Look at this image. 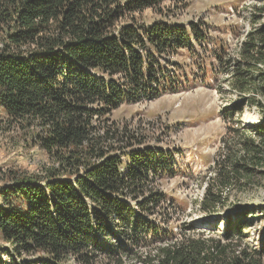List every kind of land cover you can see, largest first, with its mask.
I'll use <instances>...</instances> for the list:
<instances>
[{
  "label": "trees",
  "instance_id": "trees-1",
  "mask_svg": "<svg viewBox=\"0 0 264 264\" xmlns=\"http://www.w3.org/2000/svg\"><path fill=\"white\" fill-rule=\"evenodd\" d=\"M168 2L0 0V109L50 162L0 187V264H262L241 245L248 211L226 207L264 178V23L240 43L230 82L263 118L221 137L196 202L205 216L224 212L225 243L188 235L192 225L175 237L154 188L174 173L173 155L133 148L112 117L189 83L171 58L203 42L204 25L141 20Z\"/></svg>",
  "mask_w": 264,
  "mask_h": 264
},
{
  "label": "rangeland",
  "instance_id": "rangeland-1",
  "mask_svg": "<svg viewBox=\"0 0 264 264\" xmlns=\"http://www.w3.org/2000/svg\"><path fill=\"white\" fill-rule=\"evenodd\" d=\"M263 2L174 0L165 3L159 12L147 10L141 15L147 24L204 25L205 40L194 44L192 52L181 51L171 58L181 66L175 68L176 72L188 78L186 87L175 93L161 91L154 100L124 105L112 115L119 129L131 137L133 148L157 147L173 155L174 173L157 180L154 188L165 194L159 212L176 238L184 226L192 225L195 229L188 235L225 243L220 236L224 212L214 215L218 216L216 219L205 216L196 202L201 198L205 180L215 172L214 159L221 137L230 127H237V121L250 128L263 118L256 106L242 101L230 83L240 43L247 33L264 23L262 15L257 20L253 18ZM256 99L264 106V97ZM135 141L142 144L138 146ZM48 165L47 156L34 145L29 131L10 121L0 109V187L11 183L7 178L34 175ZM228 196L227 212L233 214L236 209L249 213L243 221L241 245L253 256L259 255L264 264V178ZM4 246L0 240V248ZM144 251L150 253L154 248Z\"/></svg>",
  "mask_w": 264,
  "mask_h": 264
}]
</instances>
